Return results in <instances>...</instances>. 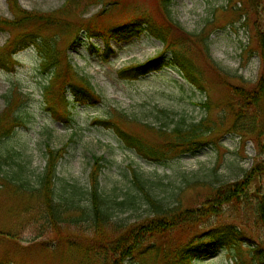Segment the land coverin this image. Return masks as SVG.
I'll return each mask as SVG.
<instances>
[{
  "label": "rangeland",
  "instance_id": "rangeland-1",
  "mask_svg": "<svg viewBox=\"0 0 264 264\" xmlns=\"http://www.w3.org/2000/svg\"><path fill=\"white\" fill-rule=\"evenodd\" d=\"M79 1L89 4L81 14L96 16L100 26L108 27L143 14L160 22L164 20L161 0H20V3L28 10L52 13L67 2ZM113 3H122L124 8L116 5L118 8L113 10ZM170 8L181 28L173 25L171 29L176 41L174 49L180 53L179 41L186 39L189 44L186 53L194 65L193 79L197 83H191L177 67H162L134 80L119 78V69L165 52L164 43L152 35L143 34L128 42L112 40L115 52L109 58L102 53L105 41L101 37L82 35L69 49L71 33L62 35L60 46L68 49L71 62L90 78L101 97L95 105L75 101L71 106L75 122L69 124L53 117L45 104L42 91L50 72H41L40 54L34 46L16 54L18 65L14 69L0 68V112L5 107L3 95L14 84L29 95L26 125L17 127L5 139L7 148H3L12 150L13 155L3 160L2 176L20 175L14 182L22 189L28 185L36 188L47 164L46 143L54 149L67 145L58 160L55 181L56 192L67 194L73 186L89 188L92 157L103 156L101 187L111 200L135 193L130 179L133 167L150 178L154 196L161 197L167 205L196 209L197 222L173 232L166 245L177 248L210 227L234 225L247 240L232 249L223 247L197 264H235L236 256L240 257L238 264H260L254 260L251 246L264 243V227L256 208L260 197L254 194L256 190L264 194V174L253 182L246 174L256 164H264V150L252 133L246 131L244 135L229 130V123L244 102L235 96L231 86L255 88L260 75L258 28L264 25V0H174ZM0 16H14L7 0H0ZM7 39L8 33L0 31V45ZM206 102L213 103V107H204ZM116 110L124 111L138 123L131 128L126 126L128 131L147 137L150 131L154 132L150 141L155 144L172 142L170 130L180 119L185 120L181 124H187L207 117L212 120L210 127H215V142L195 154L169 156L164 163L151 161L129 148L115 130L96 121ZM160 110L170 113L161 114ZM251 110L252 107H244V111ZM244 178L246 190L235 197L228 187ZM2 181L3 178L0 184ZM27 196L0 185V259L6 258L13 264H86L80 249L70 247L67 239L57 238L46 228L45 221H34L39 202L36 195ZM82 199L86 203L87 195ZM140 203L137 210L116 208L115 224L121 221L134 224L147 218L150 206L143 200ZM208 207L217 215H205ZM72 227L75 235L71 241L86 247L91 224L83 222ZM146 264L164 262L148 255Z\"/></svg>",
  "mask_w": 264,
  "mask_h": 264
},
{
  "label": "trees",
  "instance_id": "trees-1",
  "mask_svg": "<svg viewBox=\"0 0 264 264\" xmlns=\"http://www.w3.org/2000/svg\"><path fill=\"white\" fill-rule=\"evenodd\" d=\"M95 1V0H93ZM174 0H161V8L164 9L163 17L167 24L156 20L149 14L136 16L128 21L113 23L106 27L100 26L96 16L81 14L83 8L89 4L67 2L61 9L52 13H42L28 10L22 7L20 0H7L13 13V18L0 16V31L8 33L7 41L0 45V68L14 69L18 65L16 54L31 46H34L40 54V70L42 73L50 72V78L43 86L45 104L48 105L53 117L66 123L75 122L71 111L72 104L84 102L97 104L101 99L99 92L90 78L80 73L71 62V57L66 47L60 46L61 36L70 35L69 49L77 42L80 36L90 38L101 37L105 41L102 53L109 58L114 51L112 40L116 42H128L143 34H149L164 43L166 49L156 57L150 58L143 63L119 69V78L126 80L138 79L154 70L164 66L178 67L191 83L195 82L194 65L187 56L189 44L186 39H180L181 52L178 53L174 46L176 41L171 34L173 25H179L174 20L171 5ZM251 1V0H250ZM116 5L123 7L122 3H113L111 8L117 9ZM78 9H81L79 12ZM257 14L259 10L257 8ZM85 15V16H84ZM101 15L99 14L98 17ZM179 28V27H178ZM258 28V27H257ZM181 30V28H179ZM258 35L262 69L255 88L246 89L245 86H231L235 96L244 102L239 111L232 114L230 129L238 130L242 134L250 132L264 150V25H259ZM259 32V33H260ZM187 42V43H186ZM188 46V47H186ZM168 55V56H167ZM167 57V58H166ZM72 94V98L69 95ZM4 109L0 112V169L5 158H11L12 150L4 149L5 139H8L19 127L26 125L28 114L25 112L29 101V95L18 84H14L4 95ZM74 99V100H73ZM213 103L206 102L204 107H213ZM244 107H252L251 111H244ZM117 111V110H116ZM161 114L169 115L167 110H160ZM250 115H247V114ZM227 116V115H226ZM225 115L222 116L223 123ZM98 123L112 128L126 145L137 151L142 157L151 161L164 163L169 156H181L195 154L205 145L215 142L213 130L210 127L212 120L203 117L199 121H190L187 124L180 119L175 127L170 130L173 135L172 142L155 144L150 141L155 135L150 131V137L144 134H135L126 129L131 128L136 121L130 120L127 113L117 111L106 118H97ZM153 129V127H150ZM162 130V129H161ZM247 131V132H246ZM67 146V145H66ZM66 146L60 149L51 148L46 143L47 164L45 170L39 175V184L36 188L24 186L22 189L14 180L20 175L2 176L1 186L15 188V192L22 197L30 193L37 196L39 202L38 212L33 216L34 221L43 220L47 223L46 228L52 230V234L59 239L69 240V246L82 251L86 264H146V258L153 256L163 260L164 264H197L201 259L214 256L223 247H237L247 238L240 229L234 225H217L189 238L183 245L177 248L165 242L169 241L173 232L196 223V209H184L180 206L167 205L156 194L150 178L142 171L131 167V185L135 193L130 192L121 200H111L102 190L101 175L105 167L104 157L93 155V164L90 171V184L87 190L73 186V190L67 194L57 193L55 181L58 179L57 167L61 155L66 152ZM7 148V146H6ZM264 174V164L258 163L246 175L252 182ZM246 178L237 184L229 186L235 197L246 190ZM15 186V187H14ZM259 189V186H258ZM237 192V194L235 193ZM134 193V194H133ZM260 197L257 214L264 227V194L258 190L254 192ZM87 195V202L82 197ZM28 197V196H27ZM150 206L147 218L134 224L113 221L116 208L125 210L131 208L137 210L141 206L140 201ZM205 215L216 214L208 207ZM198 216H201L198 215ZM88 222L91 224L87 245L81 246L76 241H71L70 227ZM67 230H66V229ZM73 228V227H72ZM252 240V239H251ZM252 256L256 262L264 264V243L261 246H251ZM134 259H137L135 261ZM240 262L236 256L235 264ZM0 264H13L6 258L0 259Z\"/></svg>",
  "mask_w": 264,
  "mask_h": 264
}]
</instances>
